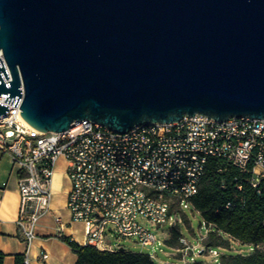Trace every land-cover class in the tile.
I'll use <instances>...</instances> for the list:
<instances>
[{"label":"water","instance_id":"1","mask_svg":"<svg viewBox=\"0 0 264 264\" xmlns=\"http://www.w3.org/2000/svg\"><path fill=\"white\" fill-rule=\"evenodd\" d=\"M0 52L43 132L264 118V0H0Z\"/></svg>","mask_w":264,"mask_h":264},{"label":"built area","instance_id":"2","mask_svg":"<svg viewBox=\"0 0 264 264\" xmlns=\"http://www.w3.org/2000/svg\"><path fill=\"white\" fill-rule=\"evenodd\" d=\"M0 68L8 75L0 70V83L10 87L12 78L2 52ZM24 95L23 82L19 94H0V104L7 108L0 113V152L10 155L17 174V223L26 243L22 264H30L28 254L37 224L53 212L60 159L66 162L70 182L65 203L69 221L55 214L56 228L61 232L80 223L83 245L102 251L125 248L115 241L120 237L133 238L144 246L161 243L148 224L174 225L181 215L179 209L193 208L192 198L211 157L249 172L256 188L264 179V118L219 121L203 114L185 115L178 121L149 122L124 133L82 119L65 131L43 132L21 116ZM231 206V202L225 205ZM180 243L182 247L173 248L180 254L174 264H191L199 253L197 245L183 235ZM209 251L219 263L218 251ZM149 255L155 260V254ZM48 257L42 250L41 260Z\"/></svg>","mask_w":264,"mask_h":264},{"label":"trees","instance_id":"3","mask_svg":"<svg viewBox=\"0 0 264 264\" xmlns=\"http://www.w3.org/2000/svg\"><path fill=\"white\" fill-rule=\"evenodd\" d=\"M228 202L232 206L226 208ZM192 203L193 209L201 213L209 227L202 247L230 248L233 240L251 247L248 253L221 254L218 264H264V250L260 248L264 243V179L256 188L249 172H240L225 160L211 157ZM179 211L185 218L184 212ZM181 236L180 230L173 227L166 242L172 248H180ZM62 239L78 255L76 264H159L149 253L142 251L125 248L102 251L92 245L79 244L67 236ZM5 256L0 250V264H4ZM22 260L23 256L18 255L16 264H22Z\"/></svg>","mask_w":264,"mask_h":264},{"label":"crops","instance_id":"4","mask_svg":"<svg viewBox=\"0 0 264 264\" xmlns=\"http://www.w3.org/2000/svg\"><path fill=\"white\" fill-rule=\"evenodd\" d=\"M12 174L15 180L8 179L6 182L0 181V250L6 256L4 264H16L17 256H23L26 252V243L21 235L19 225L17 223L18 210L20 204V196L17 184V174L13 167ZM61 186L58 184L55 176V194ZM69 188L65 190V199L62 208L56 205L54 197L52 200L53 212L43 216L36 226V237L31 245L28 257L30 264H76L78 255L74 249L62 239V236L70 237L79 244H84V238L77 233L80 223H73L67 226L64 231H59L54 222V215L60 214L65 220L69 221V217H65L66 198ZM84 237V235H83ZM46 250L49 257L46 261H42L40 253ZM176 258L179 253L173 254Z\"/></svg>","mask_w":264,"mask_h":264},{"label":"rangeland","instance_id":"5","mask_svg":"<svg viewBox=\"0 0 264 264\" xmlns=\"http://www.w3.org/2000/svg\"><path fill=\"white\" fill-rule=\"evenodd\" d=\"M65 167L66 162L63 159H60L56 165V179L58 184H60L63 190H57V194H55V203L57 206L62 208L65 199V190L70 187L69 179L65 175ZM13 164L10 155L0 152V181L6 182L8 179L15 180V177L12 174ZM65 217H69V213L66 209ZM185 218L183 215H179L178 221L175 224H164L157 225L153 223H149L150 228L157 234L158 239L161 243L156 242L153 246H144L133 238L129 237H120L115 239V241H120L121 245L125 247L127 250L132 251H142L145 253H153L155 254V260L159 264H174L178 261L173 254L176 252L172 247H170L166 239H168L171 235V231L173 227H177L183 236L187 238V240L192 245H197V255L194 257V260L191 264L195 262L197 264H218L216 260V254H212L209 251V248L202 247V243H198V240L202 235H205L209 229V227L205 224V220L201 213L193 208L184 209ZM81 225V224H79ZM79 236L83 237V233L81 231V226H79V230L77 232ZM205 249L204 252L200 253L202 249ZM218 253L219 257L221 254H233V253H248L251 249L250 246L244 244H240L239 241L233 240L231 242L230 248L225 247H214ZM260 248L264 250V243L260 245ZM193 256V255H192Z\"/></svg>","mask_w":264,"mask_h":264}]
</instances>
